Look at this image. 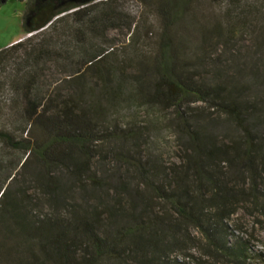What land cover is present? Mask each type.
Listing matches in <instances>:
<instances>
[{
	"label": "trees",
	"instance_id": "1",
	"mask_svg": "<svg viewBox=\"0 0 264 264\" xmlns=\"http://www.w3.org/2000/svg\"><path fill=\"white\" fill-rule=\"evenodd\" d=\"M18 1L23 4L21 31L27 36L3 54L21 49L25 67L33 68L50 47L54 51L49 33L59 22L73 20L65 33L71 31L80 45L79 65L85 63L101 83L82 89V96L75 91L63 99H41L31 96L33 82L25 81L22 101L11 107L20 111L19 135L0 129V145L22 154L17 170L0 154V167L15 169L0 182V264H189L171 254L190 257V228L203 240L202 256L192 264H259L245 241H228L225 221L238 202L256 204L257 184L264 177L260 111L244 96L245 84L201 79L198 67L208 60L206 51L187 56V43L176 35L179 22L189 20L197 26L196 49L219 48L227 46L239 26L215 21L200 27L194 16L203 0H143L159 19L156 52L110 62L106 53L97 54L96 46L82 45V8L95 9L96 0ZM238 1L225 0V12L213 20L251 25L264 20V13L253 8L248 13L239 9ZM98 15L101 20H89L91 34L97 33L96 23L103 30L112 24L108 9ZM256 46L264 49V35ZM134 66L135 72L126 74ZM70 82L72 88L80 86L82 75ZM138 100L173 113L172 124L184 139L180 162L165 165L159 157L143 156V131L112 115ZM196 103L224 113L240 137L218 142L199 123L205 108ZM222 165L243 176L247 188L229 185ZM255 208L264 215L263 205ZM258 256L264 262V252Z\"/></svg>",
	"mask_w": 264,
	"mask_h": 264
},
{
	"label": "rangeland",
	"instance_id": "2",
	"mask_svg": "<svg viewBox=\"0 0 264 264\" xmlns=\"http://www.w3.org/2000/svg\"><path fill=\"white\" fill-rule=\"evenodd\" d=\"M96 2L93 6L97 7L93 10H89L88 7L82 8V33L85 34L84 41L86 40V43L82 42V45L84 44L89 50L96 46L97 54L106 53L104 56H107V60L110 62L121 56L133 57L136 52L148 57L156 52L159 19L151 4L143 0H113L112 2L96 0ZM225 4V0H203L201 5L199 4L198 12L195 13L194 18L196 19L195 23L200 27L203 25L209 27L215 21L229 22L230 25L233 21V26H239L236 35L229 43H226V47L220 45L219 48H215L206 45L205 49H196L195 46L199 39L195 33L197 26L191 25L189 20L179 22L176 35L187 43L185 44L188 48L187 56L194 58L201 51H206L208 60L204 65L198 67L201 79L227 85L237 83L246 85L247 90H245L244 96L254 100L257 110L260 111L259 131L264 138V78L262 79L264 77V49L256 46L261 36L264 35L261 31L264 27V20L253 21V26L250 22L246 24L244 20H213L225 12ZM238 4L239 9L244 12L248 13L253 8L261 14L264 13L262 0H239ZM22 9L23 5L18 0H6L0 5V129L5 128L16 136L22 129V118L20 111L13 112L11 107H16L19 105V101H22L20 96L25 92L23 86L27 79L33 82L30 90L31 96L41 99L46 96L63 99L75 91H79L82 96V89L99 87L101 83L95 73L86 70L85 63L79 65L78 59L81 58V52L78 50H80V45L74 39L71 31L65 33V26L73 24V20L59 22L56 30L49 33L50 41L56 44L54 51L52 52V47H50L51 51H48V54L33 68L25 67L21 49L3 54V50L7 51L4 48L14 40L27 36L21 31ZM106 9H108V20H112V24L103 30L98 29L100 25L96 23L97 33L91 34L90 28L87 27L89 20H101L98 13ZM200 16H205L207 20H202ZM254 27L257 29H254L253 33L252 28ZM133 40L135 42L132 43ZM137 67L127 69L126 74H132ZM78 73L82 75V82H79L80 86L72 88L70 81L76 78ZM144 77L147 81L151 80V76L148 74ZM14 88L16 89L14 90ZM142 103L138 100L131 107H129L130 104H128L129 106L123 104L115 112L117 115L115 113L112 115L121 124H135L143 131L141 145L143 156L159 157L165 165L180 162L183 156L184 139L172 124L173 113L170 110L164 112L155 106L145 107ZM193 105L205 108L200 113L202 118L199 123L202 126L205 125L207 132L214 136L218 142L229 143L240 137L241 131L224 113L213 108L208 109L203 103ZM25 131L26 127L22 130V135H25ZM0 154L5 155L4 158L14 164L12 168L16 166L14 168L17 170V162L20 161L22 155L19 149H7L0 145ZM12 168L3 169L0 167V182L9 173L15 172V169L12 170ZM221 173L229 185L236 189L247 188V181L244 177L229 170L227 165H222ZM257 190L259 193H256V204L249 201H240L235 204L233 207L235 212L225 221V225L228 241H245L249 252L256 258L255 261L264 264L261 257L258 256L264 252V215L255 208V206L260 208L261 205L264 206V177L258 182ZM189 234L193 237L191 244L193 247L188 250L191 254L190 257L176 252L171 254L175 261L184 260L192 264L202 256L203 247L201 244L203 240L199 232L195 228H190Z\"/></svg>",
	"mask_w": 264,
	"mask_h": 264
},
{
	"label": "crops",
	"instance_id": "3",
	"mask_svg": "<svg viewBox=\"0 0 264 264\" xmlns=\"http://www.w3.org/2000/svg\"><path fill=\"white\" fill-rule=\"evenodd\" d=\"M21 4H22V3H21ZM22 5H23V4H22ZM22 11H23V9H22ZM21 17H22V15H21ZM18 39H19V38H18ZM18 39H17V40H18ZM14 41H16V40H14ZM14 41H13V42H14Z\"/></svg>",
	"mask_w": 264,
	"mask_h": 264
}]
</instances>
